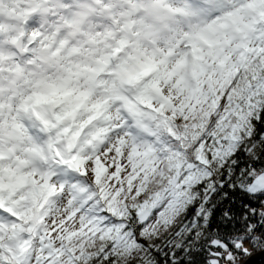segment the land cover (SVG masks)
I'll return each instance as SVG.
<instances>
[{"label": "snow or ice", "instance_id": "1", "mask_svg": "<svg viewBox=\"0 0 264 264\" xmlns=\"http://www.w3.org/2000/svg\"><path fill=\"white\" fill-rule=\"evenodd\" d=\"M264 256V0H0V264Z\"/></svg>", "mask_w": 264, "mask_h": 264}, {"label": "water", "instance_id": "2", "mask_svg": "<svg viewBox=\"0 0 264 264\" xmlns=\"http://www.w3.org/2000/svg\"><path fill=\"white\" fill-rule=\"evenodd\" d=\"M264 256H255L254 258H252V260L250 261V264L254 261H259L262 260Z\"/></svg>", "mask_w": 264, "mask_h": 264}, {"label": "trees", "instance_id": "3", "mask_svg": "<svg viewBox=\"0 0 264 264\" xmlns=\"http://www.w3.org/2000/svg\"><path fill=\"white\" fill-rule=\"evenodd\" d=\"M251 264H264V257H263L262 260L254 261V262H252Z\"/></svg>", "mask_w": 264, "mask_h": 264}]
</instances>
